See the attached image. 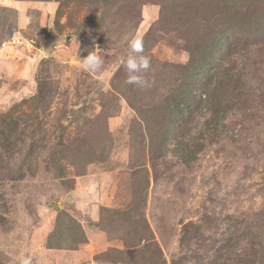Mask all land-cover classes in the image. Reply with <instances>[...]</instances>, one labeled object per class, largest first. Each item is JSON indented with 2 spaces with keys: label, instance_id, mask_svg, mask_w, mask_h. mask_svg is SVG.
Returning a JSON list of instances; mask_svg holds the SVG:
<instances>
[{
  "label": "rangeland",
  "instance_id": "374dc122",
  "mask_svg": "<svg viewBox=\"0 0 264 264\" xmlns=\"http://www.w3.org/2000/svg\"><path fill=\"white\" fill-rule=\"evenodd\" d=\"M25 258L264 264V0H0V264Z\"/></svg>",
  "mask_w": 264,
  "mask_h": 264
},
{
  "label": "clouds",
  "instance_id": "9594fccd",
  "mask_svg": "<svg viewBox=\"0 0 264 264\" xmlns=\"http://www.w3.org/2000/svg\"><path fill=\"white\" fill-rule=\"evenodd\" d=\"M127 56L122 61L123 67L126 69V84L136 85L141 88L147 86L148 81L145 78L151 68V59L144 55L143 39L139 34L132 35L126 39ZM104 57L95 50L90 51L86 57L81 59L79 67L86 72H99L103 69ZM21 264H31L30 259H22Z\"/></svg>",
  "mask_w": 264,
  "mask_h": 264
},
{
  "label": "trees",
  "instance_id": "16d2710c",
  "mask_svg": "<svg viewBox=\"0 0 264 264\" xmlns=\"http://www.w3.org/2000/svg\"><path fill=\"white\" fill-rule=\"evenodd\" d=\"M261 45H263V42H262V41H256V42H254V43L248 45V46L244 49V52H243V53H251V55H253L254 53H257V55L260 54V55L263 56L262 51H261V48H260ZM245 58H246V56H245ZM237 82L240 83V86H239V87H242L243 82H242L241 78H238ZM240 94H241V92H240ZM237 95H239V93H238ZM237 95H236V96H237ZM234 97H235V96H234ZM181 99H182V100L184 99V95H181ZM210 102H212V100H211ZM233 102H234V101H233ZM233 102H232V103H233ZM228 106H230V105H228ZM230 107H231V106H230Z\"/></svg>",
  "mask_w": 264,
  "mask_h": 264
},
{
  "label": "built area",
  "instance_id": "2783aa9c",
  "mask_svg": "<svg viewBox=\"0 0 264 264\" xmlns=\"http://www.w3.org/2000/svg\"><path fill=\"white\" fill-rule=\"evenodd\" d=\"M11 42L13 43V42H15V40L13 39Z\"/></svg>",
  "mask_w": 264,
  "mask_h": 264
}]
</instances>
